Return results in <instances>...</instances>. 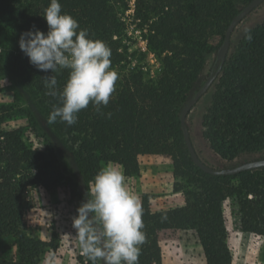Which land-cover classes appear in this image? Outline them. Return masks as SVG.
<instances>
[{"label":"trees","instance_id":"trees-1","mask_svg":"<svg viewBox=\"0 0 264 264\" xmlns=\"http://www.w3.org/2000/svg\"><path fill=\"white\" fill-rule=\"evenodd\" d=\"M250 1L58 0L61 14L72 16L89 32L88 38L111 49L110 70L120 74L107 107L97 111L90 103L78 113L77 123L68 126L59 118L48 123L53 107L62 106L59 97L45 94L40 79L52 73L33 67L19 48L22 33L33 28L47 33L43 15L51 0H21L18 7L14 0H0V21L9 35L6 48L19 50L3 53L0 69L31 94L33 107L46 119L59 147L70 150L85 184L108 164L120 166L126 179L139 178L145 157L170 167L173 189L182 193L184 205L152 212L150 195L140 196L145 243L139 264H162L160 243L181 239L199 243L206 264H231L223 210L230 199L237 205L240 231L264 238V168L224 176L205 173L193 164L179 121L183 105L205 81L201 73L207 57L213 55L216 70L225 30ZM131 25L141 33L145 50L162 61V70L149 80L139 65L130 66L136 54L137 62L145 56L143 51L129 52L124 43ZM68 73H54L59 91ZM4 122L1 115L0 238L14 239L17 249L13 260L0 264H41L44 251L56 245L27 234L25 217L34 206L28 191L54 190L64 180L63 171L50 139L43 152L37 151L25 143L20 129L1 127ZM30 122L44 131L36 119ZM203 122L204 138L224 160L264 152V20L246 31L228 54Z\"/></svg>","mask_w":264,"mask_h":264},{"label":"rangeland","instance_id":"rangeland-1","mask_svg":"<svg viewBox=\"0 0 264 264\" xmlns=\"http://www.w3.org/2000/svg\"><path fill=\"white\" fill-rule=\"evenodd\" d=\"M20 6L21 0H14ZM246 6V5H245ZM245 6H241V9ZM129 14V13H128ZM264 20V2L252 11L234 29L231 35L229 53L239 38L249 29ZM0 21V57L13 51L19 53L16 47L8 50L9 35L4 32ZM133 25L126 31L124 43L129 45V52L143 51L144 59L137 62L138 54L133 58L131 67L136 64L142 69L144 80L153 78L162 70L161 58L145 50V42L140 32L132 31ZM10 54V53H9ZM213 55L207 57L202 77L206 80L213 67ZM4 61V60H3ZM3 64H5L3 62ZM120 77L119 71L114 70ZM219 75L208 91L191 108L186 117V128L193 148L199 159L214 169H226L242 163L264 157V152L253 155H242L233 161L220 158L211 149L204 138V115L212 103V96L216 91ZM5 108V109H4ZM4 115L5 122L1 125L5 129H20L25 143L37 151H44L46 138L55 144L59 166L63 171L64 180L59 187L52 191L43 188L29 189V197L33 201V208L25 217L27 234L42 241L54 240L56 248L46 249L42 254L41 264H88V259L82 253L73 227V220L78 215L77 209L87 199L88 190L92 182L85 184L73 161L70 150L59 147L56 136L49 130L46 119L38 113L32 105L31 94L17 83L12 82L0 69V116ZM36 119L41 132L30 122ZM110 165V164H108ZM112 165V164H111ZM107 166V165H106ZM122 171L120 166H116ZM128 190L139 200L142 194L150 195L149 203L152 212L166 211L184 205V196L173 189V178L170 167L162 160L145 157L140 164L138 179H126ZM226 220V243L232 256L231 264H264V238L240 231V216L236 202L232 199L223 204ZM162 264H206L201 246L190 239L162 241L160 243ZM17 245L12 238H0V261L13 260ZM101 264V262H97Z\"/></svg>","mask_w":264,"mask_h":264},{"label":"clouds","instance_id":"clouds-1","mask_svg":"<svg viewBox=\"0 0 264 264\" xmlns=\"http://www.w3.org/2000/svg\"><path fill=\"white\" fill-rule=\"evenodd\" d=\"M51 0L43 18L47 33L33 28L20 36L19 48L29 63L44 73L46 95L59 97L48 123L59 120L68 126L77 123L78 113L91 103L97 111L107 107L115 92L118 74L111 68V49L101 40L88 38L89 32ZM251 41L252 36H246ZM69 70L62 91L54 73ZM109 117L111 113L108 114ZM87 199L73 220L82 253L90 264H139L143 210L139 198L128 190L126 177L113 165L102 168L94 177Z\"/></svg>","mask_w":264,"mask_h":264},{"label":"water","instance_id":"water-1","mask_svg":"<svg viewBox=\"0 0 264 264\" xmlns=\"http://www.w3.org/2000/svg\"><path fill=\"white\" fill-rule=\"evenodd\" d=\"M264 0H252L250 1L245 7H243L239 13L230 21L228 24L225 33L224 38L222 41V44L218 48L216 52V59L220 62V66L214 70V67H212L211 72L207 76L206 80L204 81L203 85L199 88V90L191 97L182 107L179 121H180V127L184 139L185 146L187 148V151L189 153V156L193 162V164L204 171L205 173H208L210 175L214 176H224V175H235L237 173H240L242 171L246 170H256L259 168H264V158L263 159H256L252 161H248L245 163H242L238 166L232 167V168H226V169H214L206 164H204L198 157L197 153L195 152L191 139L189 137V133L186 128V117L191 110V108L199 101V99L208 91L216 77L219 75L221 71V67L223 63L225 62L228 53H229V47L231 42V35L236 28V26L243 21L252 11H254L260 4H262Z\"/></svg>","mask_w":264,"mask_h":264}]
</instances>
